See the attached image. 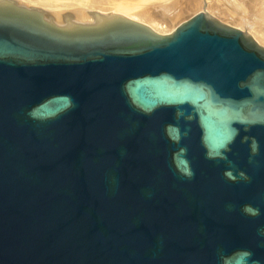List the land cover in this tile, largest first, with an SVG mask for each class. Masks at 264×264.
I'll use <instances>...</instances> for the list:
<instances>
[{
  "label": "water",
  "instance_id": "obj_1",
  "mask_svg": "<svg viewBox=\"0 0 264 264\" xmlns=\"http://www.w3.org/2000/svg\"><path fill=\"white\" fill-rule=\"evenodd\" d=\"M45 13L0 0V264H264V45Z\"/></svg>",
  "mask_w": 264,
  "mask_h": 264
},
{
  "label": "rangeland",
  "instance_id": "obj_2",
  "mask_svg": "<svg viewBox=\"0 0 264 264\" xmlns=\"http://www.w3.org/2000/svg\"><path fill=\"white\" fill-rule=\"evenodd\" d=\"M17 1L26 6L43 9L46 12L45 16L52 18L58 23H63L68 17L78 21H91V14L94 11L99 13H122L111 5L112 2H115L114 6L118 4L116 2H122L128 4V13L134 12L137 8L142 9L143 7L146 8L145 10H149L151 19L154 20L155 18L154 22L156 24L155 26L158 28L157 31L161 33H167L173 30L179 23L201 10L205 3L206 10L209 14L219 18L221 21L246 30L255 40V37H257L255 32L257 33L261 30L264 32V0H196V5H194V7H187V2L189 0H102V4L107 6V9L95 6L96 4L92 3L88 5L89 0H46L47 2L45 0ZM91 1L94 2V0ZM137 5L138 7H135ZM162 7H166V10L169 11L176 9V12L171 15L169 11L167 13L165 10L166 13H162ZM263 36L264 35H262V37Z\"/></svg>",
  "mask_w": 264,
  "mask_h": 264
},
{
  "label": "bare ground",
  "instance_id": "obj_3",
  "mask_svg": "<svg viewBox=\"0 0 264 264\" xmlns=\"http://www.w3.org/2000/svg\"><path fill=\"white\" fill-rule=\"evenodd\" d=\"M31 1V0H30ZM39 1V0H38ZM46 1V0H45ZM63 1V0H62ZM68 1V0H67ZM102 0H94V2H92L91 0H89V3H88V5L89 4H96L95 6H99V7H101V8H103V9H107V6H105L104 4H102V2H101ZM112 1H114V0H112ZM133 1V0H132ZM195 1L196 0H189L188 2H187V7H194V5H196V3H195ZM47 2V1H46ZM134 2H138V1H134ZM146 2V1H145ZM71 3V2H70ZM73 3V2H72ZM105 3V2H104ZM113 3V4H112ZM111 3V5H113V8H115V9H117V10H119L120 12H122V13H124L125 15H128V16H130V17H132V18H134V19H137V20H140V21H143L144 23H146V24H149L153 29H155L156 31H157V27L155 26L156 24H155V22H154V20H155V18H154V20H152L151 19V13H150V11L149 10H145L146 8H135L136 10L134 11V12H129L128 13V11H127V5L128 4H125V3H122V2H116V3H118L116 6H114L115 4V2H112ZM138 3H140V2H138ZM141 3H143V2H141ZM44 4V3H43ZM48 4V3H47ZM51 4V3H50ZM137 4V3H136ZM135 7H138V5L137 6H135ZM176 7V6H175ZM132 10H133V8H132ZM165 10H166V7H162V9H161V11H162V13H164L165 12ZM178 10H180V9H178ZM167 11V13H168V11L169 10H166ZM176 12V9L174 10V9H172L171 11H169V13H171V15L172 14H174ZM166 13V12H165ZM153 14V13H152ZM156 14H158V13H156ZM170 15V14H169ZM155 17V16H154ZM158 17V16H157ZM156 17V18H157ZM153 18V17H152ZM231 25V24H230ZM236 27V26H235ZM259 27V26H258ZM262 27V26H261ZM257 29V28H256ZM257 33H259V34H257ZM255 32V34L257 35V37H255L256 38V40L257 41H259V42H261V43H263L264 44V36L262 37V35H264L263 33L264 32H262V30L261 31H259V32Z\"/></svg>",
  "mask_w": 264,
  "mask_h": 264
}]
</instances>
